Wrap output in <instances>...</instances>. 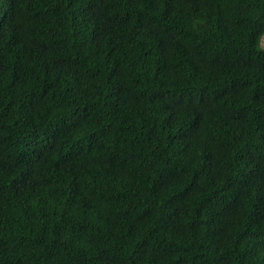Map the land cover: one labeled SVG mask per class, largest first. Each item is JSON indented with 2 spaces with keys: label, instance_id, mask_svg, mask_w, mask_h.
I'll return each mask as SVG.
<instances>
[{
  "label": "trees",
  "instance_id": "obj_1",
  "mask_svg": "<svg viewBox=\"0 0 264 264\" xmlns=\"http://www.w3.org/2000/svg\"><path fill=\"white\" fill-rule=\"evenodd\" d=\"M0 264H264V0H0Z\"/></svg>",
  "mask_w": 264,
  "mask_h": 264
}]
</instances>
